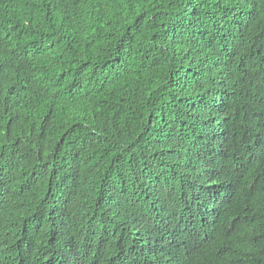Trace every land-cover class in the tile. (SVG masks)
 I'll return each mask as SVG.
<instances>
[{
  "label": "trees",
  "instance_id": "obj_1",
  "mask_svg": "<svg viewBox=\"0 0 264 264\" xmlns=\"http://www.w3.org/2000/svg\"><path fill=\"white\" fill-rule=\"evenodd\" d=\"M0 264H264V0H0Z\"/></svg>",
  "mask_w": 264,
  "mask_h": 264
}]
</instances>
